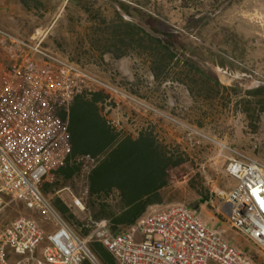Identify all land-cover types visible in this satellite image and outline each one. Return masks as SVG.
<instances>
[{
  "label": "rangeland",
  "instance_id": "obj_1",
  "mask_svg": "<svg viewBox=\"0 0 264 264\" xmlns=\"http://www.w3.org/2000/svg\"><path fill=\"white\" fill-rule=\"evenodd\" d=\"M1 3L26 21L14 23L27 31V41L43 40L50 51L126 96L104 89L87 93L98 95V112L116 134L133 139L149 134L171 164L179 163L169 169L163 203L146 214L177 204L197 209L202 197L218 207L219 197L235 186L227 173L234 152L264 164V0ZM0 40V68L36 61ZM88 168L76 166L70 191L52 196L54 205L60 200L85 225L66 220L81 236L92 222L74 199L86 200ZM20 216L53 231L20 201H10L0 231ZM229 233V243L264 264L256 245L231 228ZM95 258L84 264H103Z\"/></svg>",
  "mask_w": 264,
  "mask_h": 264
},
{
  "label": "built area",
  "instance_id": "obj_2",
  "mask_svg": "<svg viewBox=\"0 0 264 264\" xmlns=\"http://www.w3.org/2000/svg\"><path fill=\"white\" fill-rule=\"evenodd\" d=\"M0 38L37 58L0 68V216L10 201H20L53 228L48 233L32 217H18L0 231V264H84L96 260L94 242L116 264H258L182 204L147 213L122 232L102 220L92 222L86 236L77 234L52 196L70 191L75 166L89 164L88 177L102 157H73L71 108L77 96L97 89L126 96L43 40L27 41L1 27ZM234 154L227 173L235 186L224 194L232 210L216 213L264 254V164ZM74 204L85 210L83 198L75 197Z\"/></svg>",
  "mask_w": 264,
  "mask_h": 264
},
{
  "label": "trees",
  "instance_id": "obj_3",
  "mask_svg": "<svg viewBox=\"0 0 264 264\" xmlns=\"http://www.w3.org/2000/svg\"><path fill=\"white\" fill-rule=\"evenodd\" d=\"M87 95L77 96L71 108L72 155L102 159L88 174L85 210L91 222L107 220L113 232H122L143 216L148 206L161 201V193L169 184V169L179 163L171 164L149 134L140 133L136 139L116 134L98 112V95ZM111 196H117L121 205L108 203ZM206 201L208 198L202 197L199 204ZM55 207L65 220L85 228L60 200ZM84 233L88 234L89 229ZM91 249L103 264H116L102 244L94 242Z\"/></svg>",
  "mask_w": 264,
  "mask_h": 264
},
{
  "label": "crops",
  "instance_id": "obj_4",
  "mask_svg": "<svg viewBox=\"0 0 264 264\" xmlns=\"http://www.w3.org/2000/svg\"><path fill=\"white\" fill-rule=\"evenodd\" d=\"M19 2L23 3L25 0H9V2ZM28 7H23L22 10H27ZM11 8H9L5 3L0 4V27L4 30L10 32L11 34L20 37L24 40H27V38H24L23 35H28L27 31L22 29V26L20 28H16L15 21L18 22V24H27L25 20L18 18L13 11L11 12ZM2 41V40H0ZM30 41V39H28ZM32 41V40H31ZM224 196H220L219 199L221 200V203L218 204V207H216L215 203L212 200H208L203 204H199L198 208L196 209L200 216L202 217L203 221L209 225L210 227H213L214 229L221 230L224 232L223 236L224 238L230 242L229 238L233 237L229 231L230 227L227 225L225 221L224 216H220L216 213V210H220L225 216H228L231 213L232 205L225 203ZM108 203L111 205H121V201L117 196H111L108 199ZM163 201L161 200L159 203H154L147 207V211H150L153 209L154 206L162 204ZM146 214V213H145ZM144 214V215H145Z\"/></svg>",
  "mask_w": 264,
  "mask_h": 264
}]
</instances>
